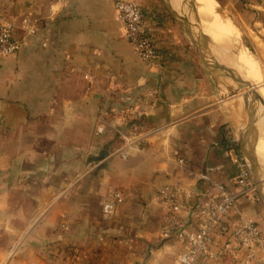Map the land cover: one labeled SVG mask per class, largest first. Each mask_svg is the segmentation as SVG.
Segmentation results:
<instances>
[{"label": "crops", "instance_id": "1", "mask_svg": "<svg viewBox=\"0 0 264 264\" xmlns=\"http://www.w3.org/2000/svg\"><path fill=\"white\" fill-rule=\"evenodd\" d=\"M130 1L155 21L154 68L133 54L111 0H0L5 18L37 28L14 56L0 58V264H175L180 245L161 235L159 190L181 177L199 193L207 167L229 183L232 169L214 144L224 125L244 124V112L219 93L159 0ZM231 1L254 14L248 32L263 38L264 0ZM212 12L219 14L213 4ZM137 101L142 124L161 130L120 157V111ZM109 190L123 200L106 218ZM239 209L264 230L262 202Z\"/></svg>", "mask_w": 264, "mask_h": 264}, {"label": "built area", "instance_id": "2", "mask_svg": "<svg viewBox=\"0 0 264 264\" xmlns=\"http://www.w3.org/2000/svg\"><path fill=\"white\" fill-rule=\"evenodd\" d=\"M117 20L123 25V36L133 54L147 68H154L160 58L155 35V21L145 9L128 0H111ZM20 31L22 36L16 37ZM36 24L5 18L0 12V58L14 56L23 40L36 35ZM143 101L135 102L120 111L125 130L119 133L121 147L115 151L120 157L139 152L149 135L161 128L149 129L142 124ZM96 135L103 133L99 124ZM222 141L215 143L222 157L230 165L229 183L217 181L216 167H207L199 175L203 190L196 193L181 177L163 186L158 199L166 211V225L162 237L173 239L180 245L175 264H216L224 258L230 264H264V230L259 222L242 215V203L259 204L261 200L253 185L249 164L238 148V137L233 129L224 125ZM221 146V147H220ZM180 170L183 158L177 159ZM122 195L109 190L101 203L104 217L114 214L122 203ZM235 214L236 218L230 219ZM216 243V248L213 249Z\"/></svg>", "mask_w": 264, "mask_h": 264}, {"label": "water", "instance_id": "3", "mask_svg": "<svg viewBox=\"0 0 264 264\" xmlns=\"http://www.w3.org/2000/svg\"><path fill=\"white\" fill-rule=\"evenodd\" d=\"M162 8L176 23L187 39L201 64L214 80L219 93V85L231 92L234 104L244 112V124L230 125L238 137V148L249 164L250 176L261 202L264 204V164L256 155L259 125L263 118V100L257 87L242 79L232 64L227 62L225 52L213 46L200 30L196 20V9L191 0H159ZM215 1V0H214ZM216 2V1H215ZM224 12L222 9H220ZM225 14V13H224ZM230 21V18L225 15ZM231 23V22H230ZM225 97V98H226ZM107 153L100 152L95 161L102 160Z\"/></svg>", "mask_w": 264, "mask_h": 264}, {"label": "bare ground", "instance_id": "4", "mask_svg": "<svg viewBox=\"0 0 264 264\" xmlns=\"http://www.w3.org/2000/svg\"><path fill=\"white\" fill-rule=\"evenodd\" d=\"M196 9V20L200 30L208 41L218 50L225 52L228 56L227 62L232 64L240 77L257 87L258 93L263 100V118L259 125L258 143L256 146V155L258 157L259 143L263 140L264 135V85L261 75L256 67L255 61L249 51L240 46L239 36L233 24L225 18V14L220 10L215 1L212 0H191ZM216 11L212 12V4ZM224 15H221V14ZM243 43V42H242ZM234 52V53H233ZM232 53V54H231ZM264 162V150H263Z\"/></svg>", "mask_w": 264, "mask_h": 264}, {"label": "rangeland", "instance_id": "5", "mask_svg": "<svg viewBox=\"0 0 264 264\" xmlns=\"http://www.w3.org/2000/svg\"><path fill=\"white\" fill-rule=\"evenodd\" d=\"M128 1H130V0H128ZM212 1H214V0H212ZM215 1H216L217 5L219 6V8L224 11L223 13H225V15H227L230 18L229 22H231V24H233V26L235 27V30L237 29L236 32L239 36V42H241L240 46L244 45L243 47H245L249 51V53L252 55V59L256 63V67H257V69L261 75V80H262V83L264 85V42H262V39L264 37L257 39L256 37L251 36L248 32V27L251 26V24L253 23L252 19L254 18V14L251 13L252 14L251 17L248 14L244 15V13L247 10L244 7H242L240 4L234 3L231 0H229V1L228 0H220V1L215 0ZM166 16L176 25V23L168 16L167 13H166ZM255 17H256V14H255ZM257 19L261 20L262 15L258 16ZM224 55L227 58L229 56L231 57V55L228 56L226 53ZM219 90L221 91V93L223 95H226V96L231 95V92H229L227 90V88L224 86V84L219 85ZM226 96H224V97H226ZM262 136L264 137V135H262ZM2 150H3V148L0 147V155L2 153ZM263 150H264V138L259 143V147H258V159L264 164L263 159H262ZM2 186H3V178H2V175L0 174V187H2ZM0 245L2 247L7 245V235H1L0 236ZM12 254H13V252H12Z\"/></svg>", "mask_w": 264, "mask_h": 264}, {"label": "trees", "instance_id": "6", "mask_svg": "<svg viewBox=\"0 0 264 264\" xmlns=\"http://www.w3.org/2000/svg\"><path fill=\"white\" fill-rule=\"evenodd\" d=\"M221 147V146H220Z\"/></svg>", "mask_w": 264, "mask_h": 264}]
</instances>
